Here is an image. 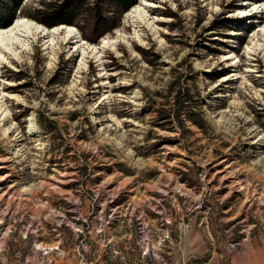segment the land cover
Masks as SVG:
<instances>
[{
    "label": "rangeland",
    "instance_id": "1",
    "mask_svg": "<svg viewBox=\"0 0 264 264\" xmlns=\"http://www.w3.org/2000/svg\"><path fill=\"white\" fill-rule=\"evenodd\" d=\"M158 1L0 64V264H264V0Z\"/></svg>",
    "mask_w": 264,
    "mask_h": 264
},
{
    "label": "trees",
    "instance_id": "2",
    "mask_svg": "<svg viewBox=\"0 0 264 264\" xmlns=\"http://www.w3.org/2000/svg\"><path fill=\"white\" fill-rule=\"evenodd\" d=\"M140 0H51L49 4L39 11L35 19L47 28L59 25L76 26L83 31V37L90 43L97 42L109 34L120 24L122 16L137 5ZM24 0H0V28L10 25L21 13ZM104 7L116 9L115 15L103 11ZM117 16V18H116ZM228 22H238L237 19H227ZM37 21V22H38ZM253 29V25L247 26V31ZM49 121L50 127L53 122ZM46 122V121H45ZM43 126L46 128L47 123Z\"/></svg>",
    "mask_w": 264,
    "mask_h": 264
},
{
    "label": "bare ground",
    "instance_id": "3",
    "mask_svg": "<svg viewBox=\"0 0 264 264\" xmlns=\"http://www.w3.org/2000/svg\"><path fill=\"white\" fill-rule=\"evenodd\" d=\"M163 1L164 0H159L158 2ZM245 3L246 2H244V4ZM156 6L157 2L155 3L153 0H140L139 4L135 5L127 12L126 21L136 29V32H141L142 27L150 25L149 21H151V19H149V17L152 14V9ZM246 12L247 10L241 11L243 16L247 14ZM256 34L263 37L264 26L261 27ZM60 36H64V40L66 41L67 39L73 40V45L78 51L80 49H86L83 42L84 40L82 41L80 33L73 26H58L50 29L44 27L37 21L35 22L26 17H18L12 24L0 28V64L7 63V61L11 60H22L25 54H30L33 51L34 44L39 40L43 42L42 46H44V49L51 54L54 52V42ZM138 36L139 35H137L136 38H138ZM113 40L114 39H105L102 41V45L97 47L92 46V48L89 46L88 49H92L91 53L96 52V56L98 54L100 55L108 45H112L111 43ZM88 53L90 54V52ZM84 54H82V56H85ZM1 91L0 95H3Z\"/></svg>",
    "mask_w": 264,
    "mask_h": 264
},
{
    "label": "water",
    "instance_id": "4",
    "mask_svg": "<svg viewBox=\"0 0 264 264\" xmlns=\"http://www.w3.org/2000/svg\"><path fill=\"white\" fill-rule=\"evenodd\" d=\"M19 13V12H18ZM17 16H18V14H17ZM68 25V24H67ZM45 26V25H44ZM59 26H62V25H59ZM66 26V25H65ZM73 26V25H72ZM73 27H75V26H73ZM48 28V27H47ZM76 28V27H75ZM85 41V42H87L85 39H82V41ZM88 43V42H87Z\"/></svg>",
    "mask_w": 264,
    "mask_h": 264
}]
</instances>
